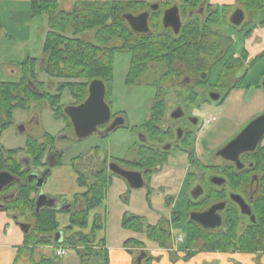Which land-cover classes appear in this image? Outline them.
I'll return each instance as SVG.
<instances>
[{"label": "trees", "instance_id": "1", "mask_svg": "<svg viewBox=\"0 0 264 264\" xmlns=\"http://www.w3.org/2000/svg\"><path fill=\"white\" fill-rule=\"evenodd\" d=\"M150 3H158L159 8L151 14L149 32L144 35L132 33L122 16L127 13L139 14L147 10ZM30 4L32 17L43 16L47 21L48 32L43 43V66L40 72L47 78L59 80L61 83L56 88V95L34 93L28 84L37 80L38 63L35 59L27 58L20 65L21 77L17 82H0V132L10 125L13 112L25 109L30 101H46L51 111L58 113L61 111L59 105L64 91H67L76 103H81L87 96V87L91 81L99 80L104 85H111L113 59L118 53L130 57L127 84H139L147 72L155 74V77L157 75L154 84L157 87L158 99L153 103L151 111L161 113L164 111L163 99L169 89L175 88L178 82H184L185 79L191 82L189 87L192 89L206 84L210 71L222 61L226 51L231 48L230 42L216 29L224 13L231 6L214 8L208 4V0L73 1L67 11L59 10V0H31ZM234 5H238L244 14L247 13L251 22L244 24L240 29L232 27L233 29L249 35L251 30H247V27L255 22L253 20L261 19L258 24L264 25V0H234ZM169 6H177L184 20L177 35L164 30L161 26L162 11ZM200 8H203L202 14L199 13ZM189 13L193 16L189 17ZM87 32H93L94 43L78 37ZM239 56L238 65L224 64L218 76L221 85L225 83L232 85L228 88L229 92L238 89L242 81L235 79L234 70L242 69V62L247 59L246 50L243 49ZM263 57L264 50L254 57L249 66H254ZM182 88L178 96H187V91ZM188 96L194 97L193 94ZM30 143L31 157L39 166L43 152L36 147L35 141L31 140ZM190 157L192 160L195 157L193 152ZM242 159V170L226 169L223 175L232 190L247 191L252 176L258 179V188L252 203L254 222L247 225L245 230H239L240 217L231 206L225 212L223 228L220 230L207 231L193 223H187L186 246L183 248L187 251L186 257L194 254L189 250L195 245L199 246L200 242L199 249L205 252L264 253V145L260 142L253 153L245 154ZM10 161L11 156L5 158L3 166L11 165ZM245 163L248 164L246 167ZM93 179L91 187L80 196L82 208L68 220L69 226L66 229L70 231L63 233L62 242L56 245L49 239V236L56 233L60 224L52 213L46 212L45 215L36 218L34 229L25 235L21 254L24 252L31 254L39 246H51L56 250L61 247L74 250L79 258L98 255V251H92L90 247L97 239L96 230L100 229L99 216L93 218L92 225H96L95 228L91 231L87 228L91 223L89 214L105 199L108 181L103 172L97 173ZM85 182L82 176L77 178L79 186ZM28 195L26 191L21 192L14 208L20 205L25 207ZM222 196L224 195L221 193L212 192L199 207L203 209L210 203L220 200ZM194 207L191 202L187 204L189 209ZM5 212L9 213L8 210ZM178 217L174 214L172 221H179ZM122 227L137 233L144 231L140 218L124 219ZM145 233L149 241L160 247H164L170 239V232L161 226L149 227ZM102 241L103 239L99 240ZM19 257L20 255L15 264ZM25 264L61 263L57 257L41 256L39 260Z\"/></svg>", "mask_w": 264, "mask_h": 264}, {"label": "rangeland", "instance_id": "2", "mask_svg": "<svg viewBox=\"0 0 264 264\" xmlns=\"http://www.w3.org/2000/svg\"><path fill=\"white\" fill-rule=\"evenodd\" d=\"M73 1L59 0V10L67 11L65 4H73ZM30 5L29 2L21 0L0 1V82L18 81L22 71L20 65L27 58L36 60L38 63L36 66L37 70L40 61L43 60V43L48 32L47 21L43 16L32 17ZM217 6L219 4L214 8H217ZM236 9H240V7L238 5L229 7L217 25L218 32L225 40L230 42L231 48L229 54L223 57L224 61L210 72L207 93L218 82V76L223 69V65L233 55L239 56L245 49L247 59L242 62V69H239L234 74L236 79H242L238 88L240 97H233L229 101L225 98L223 102L219 103L212 101L206 104L203 103L199 108L198 114L196 110L191 109L199 118L198 127L200 131L198 134L200 136L208 134L212 138L211 143L213 142L210 150L202 155L203 162L217 165L220 169L227 166H231L232 169L234 167L228 162L217 158L216 153L236 138L248 124L264 114V105L260 99L261 94H264V89L261 87L264 78V57L259 59L254 66H249L254 57L264 50V25L259 26L258 22L261 19L253 20L255 22L250 27H247V30H251L249 35H246V32H239L233 29L229 21ZM182 21L184 22L183 19ZM250 22V18L246 13L241 26ZM78 37L94 43L93 32H87ZM129 58L125 54H115L111 80L113 93L111 111L113 114H121L124 117L126 129H118L104 139L97 134H92L89 138L79 143L73 140L64 143L69 145V150L63 158L62 166L52 171L43 188V192L48 196L55 199H69L74 194L81 192L76 185L74 174L76 168L79 170L82 168H78L76 165L80 160L76 159L77 157L79 158L89 152H91L90 155L96 154L97 158L103 157L109 161L128 160L132 156V144L138 136V126L147 117L149 107L155 99L156 90L150 84L157 78V75L155 77V74L147 72L140 79V84L135 87H127L126 76ZM245 72H247L246 75H244ZM37 73L39 81L45 86L52 84L58 87L61 83L59 80L47 78L38 71ZM257 86L258 88H256ZM48 92L56 93L52 90H48ZM175 92L176 90H170L169 94L164 97L167 99L168 108L173 107L176 102L182 105L181 100L178 101V98L174 95ZM205 93V90L198 91L199 95H204ZM72 103V98L67 91H64L61 95L60 104L64 107ZM32 118L36 119L37 124L33 132H29L25 128L27 135L38 138L42 133H48L58 138L64 131L63 123L55 120L48 104L42 102L31 111H16L14 113L13 126L4 131L0 138V144L4 147V150L24 147L27 135H20L17 127H27L25 123ZM211 119H214V122ZM207 121L209 122L207 123ZM263 142L264 139H262L261 143ZM185 159L183 155L176 156L171 162V169L166 171L167 175L164 174L157 178L154 183L155 189L149 191V193L146 192V189L131 190L125 180L112 176L107 190V198L103 205L95 211V213L101 214L103 210L106 213V228L102 233H97V237L106 238L107 246L115 248L123 247L126 240L134 237L147 246L145 247V252L156 258H160V256L162 257L165 254L170 258H174L177 254H172V252L176 253L175 251L179 250L177 253H180V250L186 246L185 223L189 220L188 214L191 212L190 210L194 209L187 208V201L189 203L192 202L188 197V191L193 188L194 182H197V178L200 176L199 173L192 175L193 183L191 179L182 182L184 174L188 170ZM240 161L243 163L242 158ZM246 166L247 163H245ZM216 169L209 168L208 176L217 175L219 171ZM189 181L191 182L186 184ZM226 188L230 189L228 185ZM230 190L232 191V189ZM174 214L179 215V221L176 222L172 231L176 233L175 238H183V243L181 244H177L175 238L170 235L172 242L176 243L173 244L171 241L168 243V241L164 247H160L154 242H148L145 231H143L144 234L142 235L131 233V230L128 231L122 227L124 219L133 216L141 217L143 223L148 225L159 221L160 223L162 221L168 222L171 215ZM57 221L60 226L67 224L65 216H59ZM242 223L248 225L247 219L240 216V224ZM171 225H173V222ZM198 245L193 246L189 252L196 249V246L199 252L202 251L199 249L201 242ZM182 254H185V251H182ZM41 256L56 257L55 249L38 247L31 254L24 252L20 254L17 264L29 263L32 260L37 261ZM58 260L61 264H79L78 258L71 250H67L65 255L58 258ZM89 264H102V261L95 259L91 260Z\"/></svg>", "mask_w": 264, "mask_h": 264}, {"label": "flooded vegetation", "instance_id": "3", "mask_svg": "<svg viewBox=\"0 0 264 264\" xmlns=\"http://www.w3.org/2000/svg\"><path fill=\"white\" fill-rule=\"evenodd\" d=\"M154 4L155 3H150L147 7V10L141 12V13L149 14L148 27H149V20H150L151 14L155 13L159 8V4L157 3L156 4L158 5L157 10L154 12L151 11V6ZM171 7H174V6H169L162 11L161 26H162L163 13ZM178 11H179V8H178ZM199 13L200 14L203 13V8L199 9ZM136 15L138 14H135L134 16ZM179 16H180L181 27H182V24L184 22L182 21L180 11H179ZM188 16L192 17L193 14L189 13ZM240 27H237L236 29H240ZM164 30H169L172 32L171 29H164ZM229 52L230 50H227L226 55H228ZM239 57L240 56L233 55L230 58V60L227 61L226 63H233L235 65H238ZM223 61L224 60L222 59V61L219 63H222ZM42 66H43V60L40 61L38 70L36 67V72L37 71L40 72ZM239 69L240 68L235 69L234 74ZM244 74L246 75V72ZM209 76H210V73H209ZM209 76H208V79L206 80V84L195 86L193 87V89L189 87L191 86V82L188 79H185L184 82H178L176 87L169 89L168 92H170V90H176L174 95L178 98V101L181 100L180 102H182V105L177 104L178 102H176L173 107L168 108L169 106L167 105V99L164 98L163 99L164 111L161 113H154L151 111L153 107V103L158 99L157 87L155 86L154 81H153V83L150 85L154 87L156 90L155 99L149 107V113L147 117L143 119L142 122L138 126L139 133L136 139L133 141L132 150H131L132 156L130 157V159L109 161L108 159H105L103 157L97 158L96 154H92L93 155L92 156L90 155L91 152L87 153L86 155L80 156L79 158L77 157L76 159H80V160L78 161L76 165L78 166V168H81V167L82 168L81 170L76 168L74 174L76 177L75 179L76 185L81 190V192L74 194L69 199H63V198L55 199V198L48 196L47 194L43 192V188L45 186V183L48 177L51 175L52 171L55 168L62 166L63 158L69 150V145L64 144V143H68L69 141H72V140L74 142L79 143V142H82V140L89 138L92 134H97L100 138L104 139V138H107L112 132L118 129H126L124 117L121 114H113L111 111V106L113 104L112 103L113 93H112L111 85L107 86L102 83L105 89L104 103L108 106L109 112H110L109 120L104 125L98 126L96 130L93 133H91L89 136H87L86 138L80 139L77 137L73 129L72 123L69 117L65 114L64 110L67 107H71V106L75 107V106H79L80 104H82L87 99L88 89H89V85L91 84V82L99 81V80H93L88 84L87 96L81 103H76L72 99L73 103L70 104L69 106L63 107L61 104L59 105L61 106L60 112L59 111L58 113L52 112L53 118L55 120L61 121L64 125V131L58 138L53 137L49 135L48 133H42L41 136L38 138L27 135L25 128L29 132H33L37 124L35 118L29 119L25 123L27 127H22V126L17 127L19 129L20 135H27V137L25 138V143H24L23 148L12 149V150L6 151L4 150V147L0 144V173L6 172L13 178V181L8 186L4 187L0 191V210H3V211L8 210L10 215L16 220L17 224L23 225L24 228H26L27 230L26 234L34 229L36 218H38L39 216L45 215L46 212L52 213L56 217V219L59 216H65L68 222L69 218L73 217V215L78 213L79 210L82 208L83 203L81 201L80 196L86 193L88 188L91 187V185L93 184V180H94L93 178L97 173L103 172L108 181V185H107V189L105 193V199L107 198V190L111 182L112 176L125 180L124 178L116 175L113 172V170H117V169H120L126 172L138 173L141 176V180H142V187L140 189H146V192L149 193V191H153L155 189L154 183L156 182V179L159 178L161 175H164V174L167 175L166 171L171 169L172 160L176 158V156L183 155L186 158L185 161L187 162L188 170L185 172L182 182H184V180L186 181L190 179L192 181L194 180L192 178V175H196L197 173L200 174V176L197 178L198 179L197 182L192 181V183L194 182L193 188L191 190L188 189L189 190L188 197L190 200H192L191 203L194 204L195 207L193 210H190L191 212H189L188 214L189 220L188 221L186 220L187 222L185 223V226L187 223H193L199 226L201 229H203L200 225L190 220V215L192 213H203L207 211L211 206L215 204H221V203L225 205L222 211L217 212V214L221 218V226L217 229L207 230V231H216V230H220L223 228L222 225L224 221L225 212L231 206L234 207L236 212H238L239 217L242 216L247 219L248 225L253 223L254 213H253L252 203H253L254 197L257 192L258 179L255 176H252L249 187L247 191L245 192L240 189L231 191L230 189L228 190L226 188L227 185L229 187V183H228V180L223 175V172L226 169H230V168L232 169L231 166H227L225 168L220 169L217 165H212L211 163L205 164V162L200 161L195 157H194V160H191V157H190L191 153L195 149L197 135L200 131V128L198 127L199 118L196 114H194L193 111H191V109L196 110L198 114L200 106L203 103L206 104L211 101L210 99L211 94L219 95V99L218 101H216L217 103L223 102L229 94L227 93L229 92L228 88L232 86L229 83H225L221 85V83L216 82V85L211 87L212 88L211 90L213 91L210 90L207 93V89L209 88L208 86ZM28 85H30L31 90L37 94H40V93L41 94L42 93L53 94L52 92H48V90H52L53 92H56L53 95L57 94V89H56L57 86L56 85L53 86L52 84H48L45 86L42 82L39 81L38 73H37V80H35L33 83L30 82ZM126 85L127 87L128 86L135 87L138 84H130V83L127 84L126 83ZM182 87H184L185 92L187 91L188 93L187 96H184V97L178 96L180 95L178 93L183 89ZM188 87H189V90H187ZM199 90H202V91L205 90L206 93L204 95L203 94L199 95L198 94ZM168 92H167V95L169 94ZM191 94L194 95L193 98H190V96H188ZM42 102H46V101H42V100L33 101V102L30 101L27 103V107L25 109L15 110L9 121L10 125L6 129L0 132V138L4 131H7L9 128L13 126L14 124L13 115L16 111H31L33 108H35L36 105ZM177 110H179V112L176 114L175 112ZM31 140L35 141L36 147L39 148L40 152H43V159L39 166L36 165V162L32 159L31 154H30V144H31L30 141ZM10 153L11 155H9ZM244 155L245 154L241 155L239 157V160H241V158ZM10 156L12 159V161H10L11 165L6 164V166H3V161H5V158L7 157L9 158ZM217 158L222 159L221 157H218V156ZM222 160L225 161L224 159ZM229 164H231L234 167V169L238 170L234 166V164L232 163H229ZM209 168H212V169L217 168L216 170L219 171V173H217V175L215 176L214 175L208 176ZM80 176H82L86 180L85 184L81 186H79V184L77 183V178ZM215 179H220L218 181L223 180L224 183L221 184L220 186L215 185V182L216 183L218 182ZM191 181H189L186 184H189ZM125 182L127 183L126 180ZM129 188L131 190H136V189H132L130 186ZM25 191L29 193V195L26 197L27 205L25 207L20 205L19 207L14 208L15 206H17V202L19 200V196L21 192H25ZM200 191H202V194L198 195L196 199H193L192 195ZM212 192H218V193L223 194L224 196H222L220 200L210 203L207 207L203 209L199 207V204L202 201H204L206 196H208ZM105 199L103 200V202H105ZM188 203L189 201H187V204ZM243 203L248 208L244 206ZM239 204L243 206L244 208L243 211L245 213L249 211L250 214L246 215L242 213ZM102 205L103 203L100 206ZM100 206H97L96 208H94L93 211L89 214V219L91 223L88 225V228H87L89 231L93 230L96 226V225H92L93 218L96 216H99L100 224L98 225L100 226V229L96 230L95 233H96L97 239L95 240L94 243L91 244V247H90L92 251H98V255L85 256L83 258H79V256L74 250H71L68 248L64 249L61 247L64 252L63 255H65V252L67 250L73 251L79 260V264H89L91 260H95V259H100L102 261V264H111V261H110L111 259H110L109 252H108V246L106 244V238L97 237V233H102L106 228L105 211L102 210L101 214L95 213V211L99 209ZM9 207H13V208L8 209ZM172 216L174 217V215H171L168 222L162 221V223H160L159 221L155 224H148V225L143 223L141 217L133 216L130 218H138V219L140 218L143 224L144 231L147 230L149 227L158 228L160 226L164 228L165 230L171 231V228H173L174 225L176 224V222L172 221ZM172 222H173V225H171ZM68 226H69V222L68 224L63 225V226L59 225V228L57 229L56 233L49 236V239L52 241L53 244L58 245L62 242L63 233L70 231V230L67 231L66 229ZM246 227L247 225L246 224L244 225L242 223L239 225V228H240L239 230L243 231L246 229ZM73 229L74 228H72V230ZM126 230L130 231L129 229H126ZM57 233L61 234L59 243L55 242V238H56L55 235ZM131 233H137V232L131 231ZM138 234L143 235L144 233L142 231L141 233H138ZM102 239L103 241L99 242V240H102ZM43 247L54 249L51 246H43ZM81 249H84V247H81ZM123 250L131 258L130 264H154L159 261V258L153 257L148 252H145L146 249L142 246V242H140L139 240H133V239L126 240L123 246ZM55 253H57L56 249H55ZM258 254H264V253H258Z\"/></svg>", "mask_w": 264, "mask_h": 264}, {"label": "water", "instance_id": "4", "mask_svg": "<svg viewBox=\"0 0 264 264\" xmlns=\"http://www.w3.org/2000/svg\"><path fill=\"white\" fill-rule=\"evenodd\" d=\"M158 5L151 6V11H156ZM148 13H141L136 16L132 14H124L123 20L127 23L132 33L137 35H144L149 32L148 27ZM245 14L242 10L236 9L230 17V25L234 28L240 27L244 22ZM163 29H171L174 35H177L181 29V20L179 11L176 6L167 9L163 13L162 17ZM261 87L264 89V78L261 83ZM105 89L100 81H93L89 85L87 99L79 106H71L65 108L64 112L69 117L75 134L78 138L83 139L93 133L98 126L104 125L109 120V108L104 103ZM210 99L212 102H216L219 99V95L211 94ZM179 110L175 113L177 114ZM264 137V114L253 120L248 124L241 133L230 141L226 146L220 149L216 155L221 157L225 161L234 164V166L241 170L243 164L240 162L239 157L243 154L253 153L259 143ZM113 172L124 178L132 189H140L142 187L141 176L138 173L126 172L120 169L113 170ZM42 179V178H41ZM220 180V179H215ZM13 181V178L6 172L0 173V191L8 186ZM224 181L215 182V185L220 186ZM202 194V191L192 195L193 199H196L198 195ZM244 204V203H243ZM242 213L249 215L248 211L245 213L243 206L239 204ZM244 206H246L244 204ZM225 205L215 204L211 206L207 211L203 213H192L190 220L200 225L204 230H213L221 226V218L217 212L222 211ZM247 207V206H246ZM248 208V207H247ZM25 233L27 230L23 225H18ZM60 233L55 235V242L59 243Z\"/></svg>", "mask_w": 264, "mask_h": 264}, {"label": "crops", "instance_id": "5", "mask_svg": "<svg viewBox=\"0 0 264 264\" xmlns=\"http://www.w3.org/2000/svg\"><path fill=\"white\" fill-rule=\"evenodd\" d=\"M1 2L4 0H0ZM20 1V0H19ZM23 2H31V0H21ZM74 1H103V0H74ZM209 5L215 7L222 6H233L234 0H208ZM72 4H65V9L69 10ZM247 74V72H246ZM260 87V86H259ZM258 88V86L256 87ZM240 90V89H239ZM238 89L231 90L228 94L227 100L229 101L233 97H240ZM259 92V91H258ZM261 93V92H259ZM262 104L264 105V94H261L260 97ZM226 100V102H227ZM212 121V120H211ZM214 122V120L212 121ZM208 123V121H207ZM264 139V137H263ZM212 138L209 135L205 134L203 136L197 135V141L195 145V149L193 151L195 158L200 161H204L202 159V155L210 150L213 142L211 143ZM211 143V144H210ZM264 145V142L262 143ZM173 228H171V231ZM170 232V235L175 238L176 233ZM26 232L24 233L21 228L18 226L16 220L3 210H0V264H15L17 257L21 254L20 250L23 248L24 237ZM179 237H176L175 240L177 244L183 243L177 241ZM129 239L139 240L134 237H130ZM123 240V239H122ZM121 240V241H122ZM140 241V240H139ZM176 243L172 242L169 239L168 243ZM141 242V241H140ZM151 243V241H148ZM153 243V242H152ZM142 246L147 247L142 243ZM179 251V250H178ZM174 258H170L169 256L162 255L160 256L159 261L154 264H264V254H242L239 252H205V251H197L193 250L194 254L191 257H186V250H180V253H177ZM182 251H185V254H182ZM108 252L110 256L111 264H130V257L125 253L123 247H112L108 245ZM258 257V259H257ZM59 258V257H58ZM158 258V257H157Z\"/></svg>", "mask_w": 264, "mask_h": 264}, {"label": "built area", "instance_id": "6", "mask_svg": "<svg viewBox=\"0 0 264 264\" xmlns=\"http://www.w3.org/2000/svg\"><path fill=\"white\" fill-rule=\"evenodd\" d=\"M212 121L214 120V119H211ZM182 239L179 237L178 239H177V241H181ZM63 254H64V252H63V250H58L57 251V256H59V257H61V256H63Z\"/></svg>", "mask_w": 264, "mask_h": 264}, {"label": "bare ground", "instance_id": "7", "mask_svg": "<svg viewBox=\"0 0 264 264\" xmlns=\"http://www.w3.org/2000/svg\"><path fill=\"white\" fill-rule=\"evenodd\" d=\"M259 182V181H258ZM245 192V191H244Z\"/></svg>", "mask_w": 264, "mask_h": 264}]
</instances>
